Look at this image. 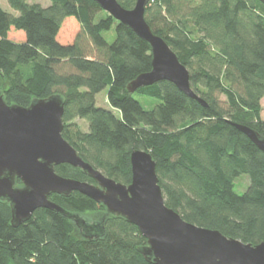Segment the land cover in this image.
I'll return each instance as SVG.
<instances>
[{"label":"trees","instance_id":"obj_1","mask_svg":"<svg viewBox=\"0 0 264 264\" xmlns=\"http://www.w3.org/2000/svg\"><path fill=\"white\" fill-rule=\"evenodd\" d=\"M118 1L127 8L136 2ZM9 2L24 14L17 19L0 10V91L7 103L29 106L33 99L61 95L62 134L95 168L129 184L132 151H150L166 204L185 220L244 242L263 241L264 152L232 123L264 136L263 2L147 4V22L187 66L191 87L206 105L168 80L129 92L128 83L152 68L151 47L94 0H51L32 8L25 0ZM68 21L79 29L65 41L60 34ZM113 26L116 37L109 42L104 32ZM63 62L72 71H60ZM106 87L118 115L96 104L97 93ZM135 93L149 97L152 108ZM76 118L88 120V131ZM55 170L94 182L68 163ZM241 176L250 183L239 193L235 186ZM49 198L69 211L91 214L89 222L104 217L105 233L84 237L71 219L48 208H38L14 227L9 202L0 200V264H154L141 253L148 242L138 226L106 213L104 204L79 191Z\"/></svg>","mask_w":264,"mask_h":264},{"label":"water","instance_id":"obj_2","mask_svg":"<svg viewBox=\"0 0 264 264\" xmlns=\"http://www.w3.org/2000/svg\"><path fill=\"white\" fill-rule=\"evenodd\" d=\"M94 1L151 47L152 68L128 83L129 92L168 80L206 105L191 87L187 66L147 22L145 10L150 0H136L132 8L118 0ZM64 111L65 102L59 94L36 98L29 106H22L7 103L0 91V200L10 204L12 226L27 221L38 208H48L71 219L84 237H100L105 233L104 217L89 222L49 198L52 193L69 196L79 191L104 204L106 213L137 225L148 242L141 253L154 264H264V239L252 244L229 237L218 229L187 221L169 207L150 151H132L129 184L107 176L84 160L62 134ZM232 123L264 152L263 135L251 126ZM61 163L80 167L94 182L59 174L55 166ZM17 179L22 185H17Z\"/></svg>","mask_w":264,"mask_h":264},{"label":"rangeland","instance_id":"obj_3","mask_svg":"<svg viewBox=\"0 0 264 264\" xmlns=\"http://www.w3.org/2000/svg\"><path fill=\"white\" fill-rule=\"evenodd\" d=\"M51 3V0H46V4L47 6ZM79 29L78 24L75 21H68L62 31H61V38L65 41H70L74 38V35L77 33ZM13 35H17L15 33L12 34ZM104 35L106 37V39L109 42H113L115 37H116V31H115V26L112 27V29L107 30L104 32ZM17 38L19 36H16ZM59 70L63 71V72H68V71H72V68L70 65H68L66 62H63L59 65ZM108 89L109 87L104 88L103 90H101L99 93H97L96 95V104L97 106L112 110L115 114H119L118 109H116L115 107H113L111 105V103L108 100ZM138 100H140V102L143 104V106L145 108H152V106L150 104H148L147 99H149V97H147L146 95L140 94V93H135L134 95ZM223 104L226 105V96L224 94L220 95ZM153 102H158V99H153ZM262 117L264 119V98L262 99ZM84 131H88L89 129V123L88 120L86 119H82V118H76L74 120ZM250 183V179L248 176H241L236 180V186L235 189L239 192L242 193L244 192V190L247 188L248 184ZM84 216V218H93L91 217V214H84L81 215Z\"/></svg>","mask_w":264,"mask_h":264},{"label":"clouds","instance_id":"obj_4","mask_svg":"<svg viewBox=\"0 0 264 264\" xmlns=\"http://www.w3.org/2000/svg\"><path fill=\"white\" fill-rule=\"evenodd\" d=\"M25 4L29 7L32 8L36 4H40L41 7H46V0H25ZM0 10H3L9 14H11L15 18H20L23 16L24 11L23 9H17L14 8L9 0H0Z\"/></svg>","mask_w":264,"mask_h":264}]
</instances>
